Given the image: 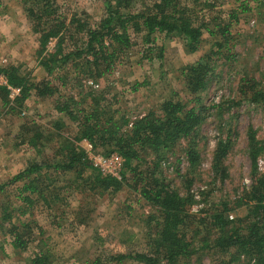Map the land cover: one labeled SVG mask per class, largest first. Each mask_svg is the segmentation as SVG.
I'll return each mask as SVG.
<instances>
[{
  "label": "trees",
  "instance_id": "16d2710c",
  "mask_svg": "<svg viewBox=\"0 0 264 264\" xmlns=\"http://www.w3.org/2000/svg\"><path fill=\"white\" fill-rule=\"evenodd\" d=\"M252 1L256 3L255 10L260 9L264 16V0ZM20 3L37 35V62L45 76L34 81L19 66L0 67V78L5 81L0 83V101L11 112L23 108L30 97L37 101L49 98L53 109L63 117L51 122L46 130L26 127L21 132V144L27 145L35 156L17 174L0 181V232L10 237L9 245L15 250L27 251L36 245L25 264H52L50 250L34 234L36 230L41 231L39 234L44 232L30 217H34L37 202L42 201L46 210L51 208L45 193L56 181L64 183V189L74 187L72 190L79 195L89 192L98 198L114 195L132 183L141 199L154 210L145 221L147 250L99 255L88 264H189L201 253L228 256L225 264L239 263L241 259L248 264H264V174L256 168L257 158L264 156V141L256 139L254 130L247 132L251 183L241 195L234 200H212V189L200 192L198 199L190 193L200 166L197 145L205 120L202 95L213 83L218 62L232 58L230 52L237 39L230 22L213 17L206 20L205 15L198 14L202 6L212 7L206 0H103L98 19L92 24L82 11L65 18L58 0ZM239 9L228 15L236 23L239 12H252L243 4ZM205 32L212 39L208 51L181 69L185 97L173 92L159 104L158 111L131 120L127 113L114 107L119 99L109 87L107 91H96L90 86L82 91L84 81L98 86L101 80H109L114 68L129 55L131 34L142 42L140 59L150 62L155 57L162 58V48L155 46L158 39L177 36L187 53H195ZM53 40V49L47 51ZM137 86L138 83L131 86L133 91ZM259 86L255 79L244 76L239 94L244 101L263 105L264 91ZM11 89L18 90L12 98ZM72 90L81 97L77 98ZM227 104L224 102L223 106L228 107ZM216 108L221 109L222 105ZM69 128L73 134L66 132ZM84 141L95 154L122 158L121 175H103L93 167L80 145ZM230 144L228 139L216 144L211 184H223L228 178L225 160ZM44 153L47 155L42 156ZM179 154L187 162L182 176L184 194L173 189L162 172L169 157L176 159L178 167ZM199 203L202 207L196 217L190 211ZM15 213L20 216L17 222L12 221ZM54 217L51 223L56 222ZM59 222L57 226H61Z\"/></svg>",
  "mask_w": 264,
  "mask_h": 264
},
{
  "label": "rangeland",
  "instance_id": "374dc122",
  "mask_svg": "<svg viewBox=\"0 0 264 264\" xmlns=\"http://www.w3.org/2000/svg\"><path fill=\"white\" fill-rule=\"evenodd\" d=\"M102 1L58 0V5L65 18L69 19L74 12L82 11L88 14V22L92 24L98 19ZM206 1L212 7L202 6V12L199 11L198 14L205 15V18H220L227 23L230 22V29L233 36H237L238 42L233 41L235 46L230 52L232 58L218 62L213 83L202 95L205 120L199 129L197 145L200 166L190 193L199 194L212 189L210 199L234 200L242 194L246 187L245 181L251 174L247 132L249 129L254 130L256 139L264 141V104H251L244 101L243 96L239 94L240 80L244 76L255 79L260 85L259 89L264 91V16L260 9L255 10L256 3L252 0ZM241 4L249 7L252 12H239L236 23L228 15L233 10L239 9ZM211 24L213 27V22ZM131 41L133 45L128 50L129 55L127 53L126 59L114 68L108 81L101 80L100 85L94 88L96 91H107L109 87L112 95H118L119 99V103L114 107H119L133 120L149 111H158L159 104L173 92L185 97L181 69L193 64L206 53L212 39L205 32L203 43L195 53H187L183 42L177 36L158 39L155 46L162 48V58L155 57V60L150 62L140 59V51L143 50L140 39L131 34ZM37 51V35L26 18L20 0H0V67L19 66L23 73H27L32 80L38 81L45 76V72L38 65ZM157 52L155 51L154 55H157ZM0 83L5 84V81L0 78ZM135 83H138V86L133 91L131 86ZM82 85V91H87L94 84L91 81H84ZM72 91L77 98L81 97L77 90ZM13 96L10 94L11 98ZM224 102H228V107L223 106ZM230 102L241 104L235 106ZM221 105V109L216 108ZM22 107L10 112L0 101V181L17 174L28 160L35 156L27 145L21 144V132L26 127L46 130L51 122L61 117L53 109L49 98L37 101L30 97ZM65 122L69 126V123ZM71 129L66 132L73 134ZM225 139L231 143L225 160L228 178L223 184L219 181L211 184L212 156L217 142ZM80 145L86 147V142ZM41 155L46 156L47 153ZM179 155L178 167L175 166L176 159L169 157L162 166V172L171 187L184 194L185 182L182 176L186 171L187 162L183 154ZM122 165L123 162L118 168V176L123 171ZM144 165L142 164L141 168H144ZM128 184L129 186H125L118 193L101 198L89 192L79 195L72 190L74 187L64 189V183L60 181L54 182L46 189L45 194L50 200L51 208L46 210L41 206L42 201L37 202L35 204L37 210L30 219L36 220L37 225L44 232L39 234L41 231L38 230V233L36 230L34 234L39 240H44L46 244L44 248L50 250L52 264H88L99 255L147 250L148 230L145 221L146 216L154 210L141 199L134 190L133 184ZM10 199L14 202L12 198ZM193 207L194 210L191 207L190 212L197 217L200 215L199 209L202 204ZM53 216L56 222L62 218L59 222L61 226H57L56 222L51 223ZM19 218L20 216L15 213L12 221L17 222ZM195 226L191 224V228ZM200 237H203V234ZM9 240L10 237L6 233L0 232V264H25V259L35 251L36 245L33 244L27 251H20L10 247ZM228 259V256L212 255L211 257L201 253L196 258H192L189 264L220 262L225 264ZM122 264L141 263L125 261ZM233 264H248V262L241 259L239 263ZM249 264L254 263L251 261Z\"/></svg>",
  "mask_w": 264,
  "mask_h": 264
},
{
  "label": "built area",
  "instance_id": "2783aa9c",
  "mask_svg": "<svg viewBox=\"0 0 264 264\" xmlns=\"http://www.w3.org/2000/svg\"><path fill=\"white\" fill-rule=\"evenodd\" d=\"M54 44H55L54 40L50 41L47 47V51H51L54 47ZM93 86L97 87V85H93ZM11 90H12L11 94L14 96L18 93L17 89H11ZM83 148L86 151L88 159L90 160L93 167L97 168L103 175L118 177V168L120 166V163L123 162L122 158H120L116 154H112L108 157H103L101 155L95 154L92 151V146L87 142H86V147H83ZM256 168H257L258 173L264 174V156H259L257 158ZM245 183H246V186H249L251 183L250 178L247 179ZM194 194H195V199H198L199 198L198 193H194ZM192 210H194L193 206H192Z\"/></svg>",
  "mask_w": 264,
  "mask_h": 264
}]
</instances>
